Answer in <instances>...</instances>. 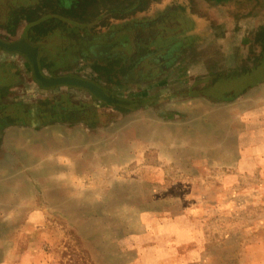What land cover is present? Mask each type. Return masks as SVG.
<instances>
[{
  "label": "rangeland",
  "instance_id": "1",
  "mask_svg": "<svg viewBox=\"0 0 264 264\" xmlns=\"http://www.w3.org/2000/svg\"><path fill=\"white\" fill-rule=\"evenodd\" d=\"M30 1L0 0V32L75 20ZM216 96L0 124V264H264V82Z\"/></svg>",
  "mask_w": 264,
  "mask_h": 264
},
{
  "label": "crops",
  "instance_id": "2",
  "mask_svg": "<svg viewBox=\"0 0 264 264\" xmlns=\"http://www.w3.org/2000/svg\"><path fill=\"white\" fill-rule=\"evenodd\" d=\"M143 2L146 4L142 10L127 14L110 11L95 14L87 18V21L92 18L87 25L75 22L70 25L67 20L70 27L65 30L43 27V46L48 51L70 48L61 44L65 37L69 44L85 49L77 60L71 59L66 65L60 62V66L54 62L58 68L53 70L50 65V72L41 69L43 76L70 75L91 80L117 98L116 104L122 101L130 105H119L120 110L147 112L161 123L167 121L166 117L178 120L177 109L182 110L184 104L194 99L214 101L216 94L237 96L251 85L263 84L264 0H140L139 3ZM17 34L10 37L0 32V40L14 44ZM21 55L0 47V72L5 70L16 76L19 73L21 78L6 86V90H0V101L2 97L27 99V103L33 101L40 107L43 102L49 105L60 101L66 105L64 101L70 100L76 104H71V120L67 118L65 122L70 124L83 117L73 114L80 107L104 110L100 106L103 102L82 88H41L29 77ZM201 89L212 92L207 94ZM104 107L111 106L104 104ZM89 114L93 112L88 110L84 116L87 118Z\"/></svg>",
  "mask_w": 264,
  "mask_h": 264
},
{
  "label": "flooded vegetation",
  "instance_id": "3",
  "mask_svg": "<svg viewBox=\"0 0 264 264\" xmlns=\"http://www.w3.org/2000/svg\"><path fill=\"white\" fill-rule=\"evenodd\" d=\"M31 2L35 3V5L37 4L36 0H31L30 3ZM132 7H133V4H132ZM5 15H6L5 18L7 20H9V17H10L9 14H5ZM50 22L51 21H48V22L42 23V24H38L35 27L30 26L29 25L30 23H26L25 25H23L21 31L17 34L18 40L16 42H14V44H16L18 42L21 45L23 42H25L26 44L24 45L25 47H23V48L29 53L30 57L32 56L33 51L36 52L37 64H38L39 69L40 70L42 69V72H45V71L50 72V69H48L50 65H52L51 68L53 70L57 69L58 67H56L53 64L54 62H55V64H57V66H60V62L64 65H66L67 63L70 62L71 59H73V60L79 59L80 54H83L85 52V49L80 48V46H77L79 48H77L76 46H70V48L69 47L68 48L59 47V49H57V51H54V50L48 51L47 46L46 47L43 46L40 48V42L39 41H41L42 43H43V41H45V39H42V35H43V33H45L44 32L45 30L43 27L50 26L49 28L50 29L54 28V30H60L61 27L64 29L63 26H60L62 23L59 22V20L57 22H53V25H50ZM87 22L88 21H82V22L76 21V23L81 24V25H87ZM6 28H8V27H6ZM12 28H14V27H12ZM12 28L7 29V31L10 32V29H12ZM24 33H25L26 37H23ZM78 39L79 38H77L76 41H78ZM26 40H28L29 42ZM5 43H7V42H5ZM17 44H16V46H18ZM77 44L80 45L79 42ZM39 50H40V52H39ZM72 54H73L74 58H72L73 57ZM21 56H22L21 58L23 60L22 62H24L23 64H25V68L28 67L29 77L32 79L33 82L38 84L33 77V71L31 68L29 58L26 55H21ZM2 71H3L2 73L0 72V90H2V91L4 89L6 90V88H5L6 86L7 87L12 86L16 82V79L19 81L21 80V78L19 76L20 74L17 72H16L17 73V76H16V74H14V73L7 72L5 70H2ZM5 73H7V74H5ZM24 73L26 74L25 71H24ZM1 96H3V95H1ZM97 101H99V100H97ZM64 102H67V104L65 105V103H63V102L60 103V101H59L57 104H52L53 103L52 102L51 104L48 105L47 103L43 102V104L40 107H38V106H35L33 101L31 104L30 102L27 103L26 100L15 101V100H11L10 97L8 100L4 99L2 97V100L0 101V109L2 111L1 115H0V124L2 126L10 125V124H15V125L16 124H26L27 120L31 119V118H32V121H38V123H40V124H43L45 122H57V120H59L61 122H66L67 118H69V120H71L70 116H71V112L73 110H71V107H72L71 104L72 103L70 100H69V102H68V100H65ZM72 105H76V104H72ZM119 105L125 106V107H130V105L121 101L120 104H116V103L112 104L111 108H119L120 107ZM100 106L104 107V103L101 104ZM97 108H99V107H97ZM97 108L93 107L92 109L94 110ZM87 109L89 110V109H91V107H89V108L80 107V108H78V110H75L73 114H76V116L85 117L84 114L86 112H88ZM31 123H33V122H31Z\"/></svg>",
  "mask_w": 264,
  "mask_h": 264
},
{
  "label": "water",
  "instance_id": "4",
  "mask_svg": "<svg viewBox=\"0 0 264 264\" xmlns=\"http://www.w3.org/2000/svg\"><path fill=\"white\" fill-rule=\"evenodd\" d=\"M23 37H26L25 33L23 34ZM39 42H40V48L43 47V43L41 41ZM16 44H9L0 40V47L8 50L9 52H19L23 55H26L29 58L31 68L33 71V77L41 88L53 89L62 86L79 87L87 91L94 99L103 102L107 106H111L112 104L118 102L117 98H115L112 94L107 93L104 89H102L99 85H96L91 80L79 78L78 76H70V75L59 76L52 74L51 77L49 78L43 76L37 64L36 52L33 51V54L30 57L29 53L23 48L25 47L24 46L26 44L25 42H23L22 45L18 43L17 44L18 46H16Z\"/></svg>",
  "mask_w": 264,
  "mask_h": 264
},
{
  "label": "trees",
  "instance_id": "5",
  "mask_svg": "<svg viewBox=\"0 0 264 264\" xmlns=\"http://www.w3.org/2000/svg\"><path fill=\"white\" fill-rule=\"evenodd\" d=\"M52 3L53 8L56 14L58 16L61 10H63L64 15H69L70 13H73V19L76 21L82 22L87 21V18L94 17L95 14H99L101 12L110 11V12H116L117 13H127L128 8L132 6L131 2H123L122 4H125V6H120L118 3L119 0H49ZM117 1V2H116ZM41 3V6L44 4L39 0ZM40 3L37 2L39 5ZM56 5H54V4ZM51 5V4H50ZM116 5V6H115ZM120 8L123 11H118ZM56 9V10H55ZM52 15V14H51ZM54 16V15H53ZM92 19V18H91ZM60 21L62 22V18L60 17ZM73 21V22H74Z\"/></svg>",
  "mask_w": 264,
  "mask_h": 264
}]
</instances>
